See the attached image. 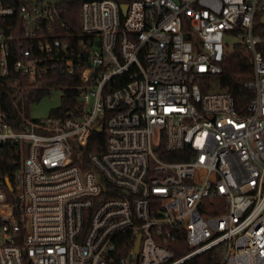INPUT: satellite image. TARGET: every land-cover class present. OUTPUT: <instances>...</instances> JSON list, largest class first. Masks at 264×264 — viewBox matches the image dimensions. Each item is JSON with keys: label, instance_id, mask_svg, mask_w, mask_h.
<instances>
[{"label": "built area", "instance_id": "1", "mask_svg": "<svg viewBox=\"0 0 264 264\" xmlns=\"http://www.w3.org/2000/svg\"><path fill=\"white\" fill-rule=\"evenodd\" d=\"M259 5L81 0L71 33L67 0H0V75L34 82L61 68L82 82L62 115L20 110L13 123L0 109V264H182L219 246L222 264H264ZM228 33L253 62L242 110L203 89L223 71ZM95 131L104 146L88 152Z\"/></svg>", "mask_w": 264, "mask_h": 264}, {"label": "trees", "instance_id": "2", "mask_svg": "<svg viewBox=\"0 0 264 264\" xmlns=\"http://www.w3.org/2000/svg\"><path fill=\"white\" fill-rule=\"evenodd\" d=\"M25 2V0H4L7 5H18ZM81 0H67L66 10V23L68 24V31L71 33H80V9ZM12 19H6L7 25ZM254 32L263 37L264 41V22L260 21L257 14L255 18ZM260 50L264 54V42L260 45ZM12 60V59H11ZM220 80L221 90H226L233 94L235 98V104L238 110H242L252 99L254 92L245 86L247 81L253 79V62L249 57L243 43H239L232 51H229L225 56L223 63V71L216 75ZM19 77V83L15 85V78ZM80 74L68 73L61 68L57 70H51L48 74L38 78L36 81H29L28 77L20 76L19 73L10 72L7 76L0 75V109L9 115L10 121L16 123L21 119L20 110L29 118L28 107L32 102H37L43 99V97L50 94L52 89H60L63 92L65 101L62 105L53 108L50 112L51 115L64 114L69 107L76 108L80 106L79 100V87L81 85ZM16 88H22V94L17 95ZM207 90V87L203 88ZM70 105V106H69ZM106 133L94 132L91 141L89 143L88 152L100 151L104 146V140ZM103 148V147H102ZM166 159H179L176 156L165 157ZM182 246L172 247L177 257L182 256L189 251V247L183 242ZM174 245V246H173ZM130 243L122 241L118 246V251L115 256L120 257L126 254L130 249ZM224 256V246L215 247L207 250L206 252L189 259L182 264H222ZM117 260V259H116ZM117 262V261H116Z\"/></svg>", "mask_w": 264, "mask_h": 264}, {"label": "rangeland", "instance_id": "3", "mask_svg": "<svg viewBox=\"0 0 264 264\" xmlns=\"http://www.w3.org/2000/svg\"><path fill=\"white\" fill-rule=\"evenodd\" d=\"M258 16L260 21L264 22V8L259 5ZM225 42L228 44V52L232 51L239 43L240 38L234 33H228L225 38ZM203 86L207 87L208 91L217 92L221 90L220 80L216 75L209 76L203 82ZM65 101L63 92L60 89H52L50 94L43 97L42 100L32 102L28 107V115L30 118H47L50 117V112L53 108L62 105Z\"/></svg>", "mask_w": 264, "mask_h": 264}, {"label": "water", "instance_id": "4", "mask_svg": "<svg viewBox=\"0 0 264 264\" xmlns=\"http://www.w3.org/2000/svg\"><path fill=\"white\" fill-rule=\"evenodd\" d=\"M122 7H123L124 10L126 9V6H125V5H123ZM140 240H141V234L139 235L138 241H137V243H136V245H135V253H136V254H137L138 251L140 250V248H139ZM136 254L134 255V257H136Z\"/></svg>", "mask_w": 264, "mask_h": 264}]
</instances>
